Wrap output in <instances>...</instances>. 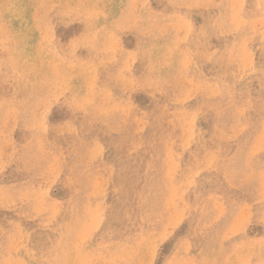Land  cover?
Wrapping results in <instances>:
<instances>
[{"label": "rangeland", "instance_id": "rangeland-1", "mask_svg": "<svg viewBox=\"0 0 264 264\" xmlns=\"http://www.w3.org/2000/svg\"><path fill=\"white\" fill-rule=\"evenodd\" d=\"M0 264H264V0H0Z\"/></svg>", "mask_w": 264, "mask_h": 264}, {"label": "bare ground", "instance_id": "bare-ground-1", "mask_svg": "<svg viewBox=\"0 0 264 264\" xmlns=\"http://www.w3.org/2000/svg\"><path fill=\"white\" fill-rule=\"evenodd\" d=\"M19 20H22V22L24 23V26L22 27V29L20 28V30L18 31L17 30L18 27L16 26V23ZM5 21L8 24V28L13 30L15 35H18V36H16L17 37V45H18L17 50H16L17 54L27 52V54L26 53L24 54L25 57L23 59L26 62H28V61L32 62V59L34 57L29 56V55H31L32 51H31V48H30L31 45L29 42L30 38H27V36L29 34L28 31H30L28 29L29 28V21L25 17L24 12L22 11V7L20 5H18L17 3L8 2L7 8H6V13H5ZM30 37H31V35H30ZM20 55H23V54H20Z\"/></svg>", "mask_w": 264, "mask_h": 264}]
</instances>
